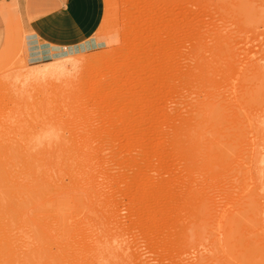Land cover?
Returning a JSON list of instances; mask_svg holds the SVG:
<instances>
[{
	"label": "rangeland",
	"instance_id": "1",
	"mask_svg": "<svg viewBox=\"0 0 264 264\" xmlns=\"http://www.w3.org/2000/svg\"><path fill=\"white\" fill-rule=\"evenodd\" d=\"M9 12L0 264H264V0H104L38 64Z\"/></svg>",
	"mask_w": 264,
	"mask_h": 264
},
{
	"label": "crops",
	"instance_id": "2",
	"mask_svg": "<svg viewBox=\"0 0 264 264\" xmlns=\"http://www.w3.org/2000/svg\"><path fill=\"white\" fill-rule=\"evenodd\" d=\"M8 6L31 64L49 62L63 51L75 55L102 48L96 44L103 42L104 0H0V47Z\"/></svg>",
	"mask_w": 264,
	"mask_h": 264
},
{
	"label": "bare ground",
	"instance_id": "3",
	"mask_svg": "<svg viewBox=\"0 0 264 264\" xmlns=\"http://www.w3.org/2000/svg\"><path fill=\"white\" fill-rule=\"evenodd\" d=\"M54 52H57V51H54ZM71 55L70 54V51H63L61 53H58L57 55H53L54 58H57V59H62V58H65L67 56ZM65 72H67V70L65 71V67H58V68H53V70H50L48 71V75H52L54 76L55 78L57 77H60L62 75H65ZM41 76H44V75H35L33 73H25L23 75L20 76V80L22 82H29V81H36L38 80L39 78H42ZM2 212V211H1ZM3 218V217H2ZM1 226V225H0ZM5 233V232H4ZM7 235V234H6ZM1 241V240H0Z\"/></svg>",
	"mask_w": 264,
	"mask_h": 264
}]
</instances>
